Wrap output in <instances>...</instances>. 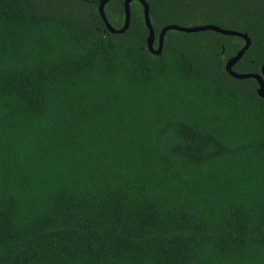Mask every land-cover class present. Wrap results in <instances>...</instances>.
Here are the masks:
<instances>
[{
	"label": "trees",
	"instance_id": "1",
	"mask_svg": "<svg viewBox=\"0 0 264 264\" xmlns=\"http://www.w3.org/2000/svg\"><path fill=\"white\" fill-rule=\"evenodd\" d=\"M123 0L104 16L123 22ZM264 61V0H145ZM0 0V264H264V99L243 45L140 5ZM156 41H154V44Z\"/></svg>",
	"mask_w": 264,
	"mask_h": 264
},
{
	"label": "water",
	"instance_id": "2",
	"mask_svg": "<svg viewBox=\"0 0 264 264\" xmlns=\"http://www.w3.org/2000/svg\"><path fill=\"white\" fill-rule=\"evenodd\" d=\"M108 0H98L97 3V12L98 15L103 22L105 28L110 33H122L124 30H126L128 24H129V17H130V8L129 3L132 0H123L122 1V7H123V22L122 25L119 28H113L106 20L103 12V6ZM139 3L141 7V13H142V19L143 24L146 28L147 34L145 37V45L147 50L153 54L158 55L162 48L163 43V37L166 31L168 30H177L182 32H196V31H202V30H212L216 33L223 34V35H232V36H238L243 40V45L240 47V49L232 56L227 58L224 62V70L226 73L235 79H243V78H252L255 80L257 84L256 88V94L260 98L264 99V61L261 63L259 72L258 73H237L232 70V65L242 56L244 51L248 48L250 44V40L248 36L245 33H240L234 30H228L223 29L214 25H193V26H179L176 24H166L162 26L157 34V37H154L153 29L150 24L149 14H148V4L145 2V0H135ZM154 41L156 43L154 44Z\"/></svg>",
	"mask_w": 264,
	"mask_h": 264
},
{
	"label": "flooded vegetation",
	"instance_id": "3",
	"mask_svg": "<svg viewBox=\"0 0 264 264\" xmlns=\"http://www.w3.org/2000/svg\"><path fill=\"white\" fill-rule=\"evenodd\" d=\"M140 9H141V7H140Z\"/></svg>",
	"mask_w": 264,
	"mask_h": 264
}]
</instances>
